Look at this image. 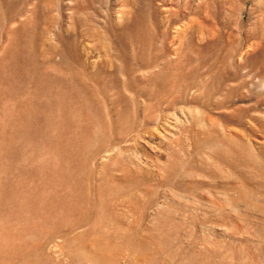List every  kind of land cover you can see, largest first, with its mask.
<instances>
[{
	"label": "rangeland",
	"instance_id": "obj_1",
	"mask_svg": "<svg viewBox=\"0 0 264 264\" xmlns=\"http://www.w3.org/2000/svg\"><path fill=\"white\" fill-rule=\"evenodd\" d=\"M0 264H264V0H0Z\"/></svg>",
	"mask_w": 264,
	"mask_h": 264
}]
</instances>
